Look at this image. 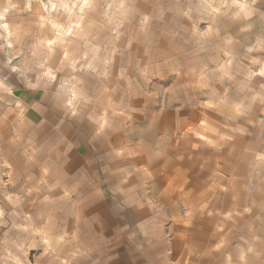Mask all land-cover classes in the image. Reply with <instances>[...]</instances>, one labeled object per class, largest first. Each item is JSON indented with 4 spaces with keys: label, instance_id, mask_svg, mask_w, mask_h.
Wrapping results in <instances>:
<instances>
[{
    "label": "clouds",
    "instance_id": "obj_1",
    "mask_svg": "<svg viewBox=\"0 0 264 264\" xmlns=\"http://www.w3.org/2000/svg\"><path fill=\"white\" fill-rule=\"evenodd\" d=\"M0 264H264V0H0Z\"/></svg>",
    "mask_w": 264,
    "mask_h": 264
}]
</instances>
